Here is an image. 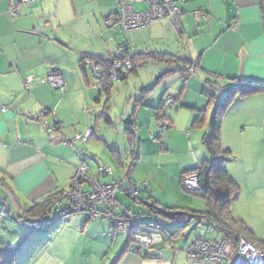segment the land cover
Listing matches in <instances>:
<instances>
[{"label":"crops","instance_id":"obj_1","mask_svg":"<svg viewBox=\"0 0 264 264\" xmlns=\"http://www.w3.org/2000/svg\"><path fill=\"white\" fill-rule=\"evenodd\" d=\"M18 1L0 0V201L4 195L7 198L4 200V207L11 201L17 212L16 217H11L14 223L27 228L17 217L26 215L34 205L50 196L66 192L84 156L89 155L95 159L94 155L86 153L88 145L85 142H75L72 145L64 142L93 128L92 120L96 123L97 132L98 121L106 122V115L110 118L109 111L106 112L108 114L104 113L102 99L98 101V97L96 102L101 109L95 115L91 112L94 97L90 91L98 88L105 91L103 84L107 73L105 74L103 64L99 63L95 70L83 64L81 59L87 54L107 57L120 51L122 46L128 47L131 55H168L169 63L151 59L154 64L164 68L155 77L156 82L148 93L142 89L143 97L140 99H143V103L138 108H151L158 121L154 107L163 103L169 91L166 87L163 93L156 95L158 98L148 100V97L157 87L165 84L168 78L176 77L175 81H171L177 82L176 86H182L175 96L182 102L181 107L192 111L189 122L194 121L197 110H205L201 128H205L206 132L212 115L225 106L220 135L236 137L234 144L240 145L245 162L251 157L252 149H258L254 146L257 141H253H264V0H172L177 7L176 12L170 11L165 19L152 23L148 29L127 33L123 41L119 39L120 32L126 33L121 30L118 22L111 28L104 24L106 18L119 11L115 0H93L92 11L89 12L91 17L85 19L76 15V11L75 21L72 23L60 20L65 12L59 10L56 0H42L32 6H22L19 17L13 19L9 10ZM146 5L141 7L147 10ZM109 36H112L113 43L108 40ZM51 66L52 72L61 74L69 86L67 93L63 94L49 84ZM191 66L195 67L188 75ZM136 67L139 65L136 64ZM169 70L173 72L166 75ZM134 73H138V69ZM28 77L34 79L29 82L28 87H24L23 80ZM91 85L93 89H90ZM247 86L255 89L246 91ZM4 108L7 110L4 111ZM138 108H134L131 113L135 124ZM43 110L55 112L62 125L61 132L49 135L46 130L43 131L40 123V113ZM141 111L142 109L140 113ZM160 114L167 116L163 109ZM78 115L81 116L80 119ZM46 118L49 122L54 119L53 115ZM66 122L73 126L71 131ZM91 140H101L108 144L102 135ZM224 146L233 156L234 146L227 143ZM112 150L118 149L112 147L110 151L113 153ZM118 152L121 156L119 150ZM113 158L116 159L114 153ZM233 160L234 158L226 163V168L229 169L228 163ZM202 161H195L193 158L185 163L183 172L195 168ZM168 207L184 211L193 209L189 203H177ZM207 207L206 203L204 210ZM66 219L63 228L60 229L61 225L57 226L58 231L60 229L58 236L56 237L57 231L52 233L55 234L52 239V247L55 249L52 257L41 264H71V252L65 248L67 234L74 236L78 228L106 231V225L102 229L95 228L96 222L89 224L87 217L75 215ZM56 222L59 223L58 220ZM208 228L214 230L212 227ZM51 229L52 227L48 230L52 232ZM31 233L43 237L44 230ZM216 233L219 237L214 241L218 242L222 235ZM108 236L110 237L109 230ZM131 247L129 238L121 247L120 244L115 247L102 244L95 254H85L88 262L85 264H195L188 259L186 247L177 246L175 241L172 246L164 245L161 260L133 253L130 251ZM0 248L12 250L7 241L1 243ZM229 249L234 250L232 245ZM107 255L109 257L106 261ZM31 257L16 259L13 250V258L7 256L4 259L5 264H37L36 259Z\"/></svg>","mask_w":264,"mask_h":264},{"label":"rangeland","instance_id":"obj_2","mask_svg":"<svg viewBox=\"0 0 264 264\" xmlns=\"http://www.w3.org/2000/svg\"><path fill=\"white\" fill-rule=\"evenodd\" d=\"M56 1L59 10L61 9L65 12L64 17L60 18V20H64V22H74L76 11V15L83 16L85 19L91 17L89 12L92 11L93 0ZM142 5L144 4H135V7L137 10L140 9V11L146 10L142 8ZM146 6H148V4ZM146 6H144V8ZM18 17L19 16L16 18ZM108 28L111 27L108 26ZM115 28L118 27L116 26ZM120 28H122V26ZM121 30L126 33L125 35L120 32L119 39L123 41V37H126L129 32L125 31L123 28ZM116 31L117 30H115V33ZM111 37L112 36H109V41H112ZM111 43H113V41ZM120 49L126 50L125 47L122 46ZM138 65V73H133L124 79L119 78L113 82L110 102H108V99L106 98L105 93L102 92L101 88L94 90L92 85L90 87V89H93L90 92L94 97L91 112L94 113V115L99 113L101 108L99 103L96 102V98L98 97V99H102L101 103L103 107L110 106L109 116L112 123L108 125L105 121H98L97 136L102 135L108 144H104L101 140L98 141L91 139L84 143L88 145L86 153L94 155L95 157V159H93L89 155L84 156V159L89 164V173L94 175H92V177H98L100 166L106 168L111 167L113 173L100 176L101 183L121 181L122 186H130V180L125 176L128 169L132 167L130 174L132 180L138 185L149 184V191L142 193L140 197L142 202L149 203L148 199L151 195L163 206L175 205L177 203L179 205H186L189 203L193 207L192 210L204 211L206 201L200 196L184 191L180 184V177L185 163L193 160V158L195 161H202L208 156L202 142L203 134L206 129L191 128L193 120L189 122V114L192 111L188 108L181 107L182 102L178 101L176 99L177 96H175L179 93L182 86V84L176 86L177 82L171 81H175L174 78L176 77L168 78L166 81L167 84L166 82L165 84H161L155 91L151 92V95L148 97V100L149 98H158L156 95L160 94V92L163 93L167 87L169 94H167L166 98L172 97L174 103L172 105H166L164 103L163 110L167 115L164 118L173 119V127L170 129L167 127L163 128L162 139L158 138L157 136L161 133H159L158 121L154 118L152 109L148 107L138 108V118L134 128L136 133L134 138V149L136 151L135 155L131 153L132 146L130 144L129 135L125 130L127 125L124 123V120L131 115L136 104L139 105L138 100L142 97V89H145V93H148L156 82L155 77L157 74L160 75V70L164 68L162 65L154 64L152 60L148 63L145 61L138 62ZM68 91L69 86L65 92H60L65 94ZM165 100L166 99H164V102ZM74 101L76 104L77 99ZM141 109L142 111L140 113ZM213 109L214 106L210 110L208 119H210ZM40 117L42 127L49 124L52 126L56 123V120L54 119H51L50 122L47 121L46 116H44L42 112L40 113ZM78 118L80 119L81 116L78 115ZM95 124V121L92 120V126L94 129ZM66 125L70 131L73 129L70 122H66ZM44 130L45 129H43V131ZM230 135H233V133ZM234 138L236 137L229 136V134L226 136L224 134L221 135L223 146L224 143H227L233 145L235 148V150L231 149L234 151V153H232L234 160L228 163L230 170L228 167L227 170H229L230 174L236 179L240 188V196L231 205L232 214L236 219L243 220L252 232L246 236L247 238L249 237L248 239L251 240V243L253 242L254 245L264 246V141H262V139L259 141H253H257L254 146H257L258 149L257 151L252 149L250 152L251 157L245 162V156L243 155L242 149L240 145L236 146L234 144ZM239 138L240 140L242 139L241 136H239ZM112 147L120 151L122 165H119L116 159L113 158V153L110 151ZM139 149L140 152L138 151ZM135 158L136 161H134ZM133 161L134 165H132ZM191 165L194 164L192 163ZM117 197L120 208L131 209L132 213L136 215L150 213L148 207L144 203H135L131 198L127 197L122 187ZM4 199H7L5 195L2 202L0 201V244L6 241L9 242L12 250L15 252L16 259L19 260L32 256L31 258L36 259L37 264H41L45 262V259H50L52 257V251L55 250L52 247V239L55 234L52 235V233L57 231V237L59 234L58 232L64 227L67 219H59V223L53 224L51 229L52 232H50V230H44L43 237L36 236L31 233V231L35 230H31L28 227L25 228L23 225L20 226L12 221L11 217H16L17 212L12 207L11 201H8L10 203L4 207ZM62 204H68L67 200L65 199ZM10 209L12 212H9ZM116 211L119 213L120 209ZM75 215L87 217L86 212H78ZM139 217L141 218V216ZM157 217L158 219H161V216ZM142 221L145 223L148 222L145 218H143ZM90 222H96L95 228L100 227L102 229L103 225H106V231L98 232L95 231V229L92 231L87 227L85 230L78 228L74 236L67 234L65 248L71 252V264L88 263L86 260L87 257H85L87 252L95 254L97 248L102 244H109L111 247L112 245L115 247L120 244L121 247V245H124L128 239V234L124 230H118L111 227L112 221L108 218L97 217L94 220H90L89 224ZM177 224L178 223L172 224L166 221H160L161 227L165 228L168 232L174 231ZM59 225L61 226L58 231L57 226ZM75 225L76 224L74 223L73 226ZM108 230L110 231V237L108 236ZM113 233L117 236L115 237ZM198 235L203 236L210 241H214L219 237L214 230L208 228L203 223L200 224L198 221H193L187 223L185 230L173 241H175L177 246L181 245L182 247H186L187 250ZM163 245L172 246L173 243H165ZM2 249L3 248H0V251ZM108 257L109 255L106 256V261ZM113 260L114 259H112V261Z\"/></svg>","mask_w":264,"mask_h":264},{"label":"trees","instance_id":"obj_3","mask_svg":"<svg viewBox=\"0 0 264 264\" xmlns=\"http://www.w3.org/2000/svg\"><path fill=\"white\" fill-rule=\"evenodd\" d=\"M20 1L21 0H19L16 4L21 5ZM39 1H42V0H37L32 5H34L35 3L39 2ZM116 2H117V0H116ZM22 6H24V5H22ZM117 7L119 9L118 13L113 15V16L106 18L104 21L105 24L109 27L114 26L115 22L119 23L118 16H119V12H120V7L118 6V4H117ZM21 9H22V7H21ZM20 14H21V11L18 14V16ZM13 18H16V17H13ZM125 49L126 50H123V51L128 54V59L130 60V63L128 65L122 67L119 70V72L117 73L118 79L119 78L124 79L128 74L134 73L137 70L136 64H138V62L145 61L146 63H148L151 59H153L154 61L162 62V63H169V61H170L169 60L170 58H168V55H165V54L140 53V54H134V55L132 54L131 55L129 52V48L126 47ZM0 50L2 53L1 47H0ZM120 51H121V49H120ZM111 57H112L111 54L107 57H100V56L87 54V55L83 56L81 59L82 63L85 64L87 67H89L91 70L97 69L99 63L103 64V66H105L104 68L106 69L105 74L107 73V78H106V82L103 84V86L105 89L104 92H105L106 98L108 99V102H110V98H111L110 95H111L112 84H113V82L118 80V79H113L112 75H111L112 65H110V63H109V59H111ZM194 67L195 66H191L189 68L190 71H189L188 75H190L192 73V70L194 69ZM50 70H51V72L48 75V82L52 86V83L50 82V75H52L53 73H56V72H54V71L52 72V66H51ZM172 72H173V70H169L166 73V75H168ZM59 75L61 76V74H59ZM33 79H34V77H28L25 80H23L24 87H28L29 82L32 81ZM64 83L66 84L65 81H64ZM66 86L67 87L65 90H62V89H58V90L65 92L68 89L67 84H66ZM247 87H248V89L246 91H249V90L251 91L252 89H255V88L250 89L249 86H247ZM55 89H57V88H55ZM176 99H179V98H176ZM142 100L143 99H139L138 103L139 104L143 103ZM98 101H99V99H98ZM138 106L139 105H137L135 107V109L138 108ZM163 106H164V101L161 105L154 107V110L156 113V118L158 120L164 119L168 123L166 125V127L168 129H170L173 127V121L171 119H168V118L165 119L164 118L165 116L160 114V111H161V109H163ZM103 108H104V113L108 114L106 112L109 111L110 106L108 105V106H105ZM224 108H225V106L220 109L221 111H217L216 113H214L212 115V118L210 120V127L203 135L202 142H203V146L205 147V149L207 151L208 156L202 161V163L200 165L196 166L195 168H191V169L184 171L182 173V176L180 179L182 189L184 191H186L187 193H192L194 195L202 197L207 203V206H208L207 209L204 211L179 210V208H172V207L161 205L160 202H158L151 195L149 196L148 201H149V203L152 204L153 209L156 207H163V208L168 209V210L183 211V212L191 213V214L195 215V221H198L200 224L205 223L206 226L212 227L216 232H218L220 235H222L223 238L227 239L229 241L230 245H232V247L235 249V248H237L238 243H239L240 239H242V238L251 242V240L248 239L249 237L247 238L246 236L249 233L251 234L252 232L249 230V228L247 227L246 223L243 220L236 219L233 216L232 210H231L232 203L234 201H236L240 196V194H239L240 188H239L237 181L231 176V174L228 172V170L226 168V163L228 161L232 160L233 156L231 155L230 150L225 149L222 146L220 130H221V125H222V111ZM5 110H7V108H4V111ZM197 111L198 112H197L196 118L194 119V121L192 123V128H201L203 126V123H204L205 110H197ZM42 114L44 116H48V115L52 116L53 115L54 120H56L55 125L51 126V124H49V125L43 126L49 135H52L54 133L62 131L61 122L57 120L55 112L52 113V110L51 111L50 110H43ZM131 117H132L134 124L132 126H126L125 130H126V133L129 135L130 144L132 146V154L135 155L136 150H134V138L136 136V133H135L134 128H135L136 124H135V120H134V117L132 114H131ZM39 119H40V117H39ZM106 122L109 124L112 122V121H110V118L107 115H106ZM90 129L92 130L93 135L87 141H89L90 139H96L98 137L95 129L89 128L88 131ZM85 134H83V135H85ZM162 134H163V132L161 134H159L157 137L162 139ZM77 135H82V134H77ZM75 137L72 139H69V140H65L64 142L66 144L69 143L68 145H70V144L72 145L75 142H87V141H81V140L76 141ZM112 151L116 156L117 162H119L122 165L121 156L119 155L118 150H112ZM82 160H84V158ZM134 161H136V158L134 159ZM134 161H133L132 165H134ZM131 169H132V167H130L128 169V172L126 173V176H125V177L129 178L130 186L129 185L122 186L121 181L117 182V183H120V188L116 192V200L118 201L117 195L119 194V191L122 187L123 191L125 192V195L127 197L131 198L135 203H142L143 204L144 202L141 201L140 197H141L142 193L149 191V184L148 183L143 184L141 192L137 196H132L131 194H129L128 190L131 187H133L135 184H137L130 177ZM192 172H196L198 174V184H199V188L201 190V193L192 192V191L188 190L184 185L185 177L187 176V174L192 173ZM88 174H89V169H88ZM90 189L91 188L88 186V184H85L84 191L89 192ZM64 193L65 192L57 193V194L50 196L49 198L44 200L42 203L34 205L31 208V210H28V212H26L27 213L26 215L18 216L17 219L20 220L24 225L28 226L31 230H35V231H41L42 229L48 230L53 226V224L57 223L56 220L66 218V217H72L78 212H86L88 220H91V214L88 212L87 209L86 210L75 209L70 203L55 205L59 196L64 194ZM95 209H102V208L100 206V207H95ZM153 209L148 208L150 213L145 214V215L144 214L136 215V214L132 213L131 209H125V210L128 213L132 214L135 217V219H137L140 222L141 227L139 229L141 232H144L146 234L164 233L165 235L167 234V236L173 241L178 235H180L185 230V228L187 226V219H186L185 215L180 216V217H176L174 220H169L163 215L154 214ZM139 216H141L142 219L143 218L147 219L148 222H146V223L143 222ZM157 216H161V219H158ZM160 221H166L168 223H172V224L178 223V224L176 225V228L174 229V231L168 232L165 228L161 227ZM33 222H38L40 224L39 227L38 228L34 227ZM111 224H112V227L115 228L113 221ZM198 236H200V235H198ZM128 238L131 241V238L130 237H128ZM256 246L258 248L264 250V246H262V245H256ZM163 247H164V245L160 246V248L162 250H163ZM7 256H10L13 258V250L8 249V248L2 249L0 251V264H5L6 260L4 258Z\"/></svg>","mask_w":264,"mask_h":264},{"label":"built area","instance_id":"obj_4","mask_svg":"<svg viewBox=\"0 0 264 264\" xmlns=\"http://www.w3.org/2000/svg\"><path fill=\"white\" fill-rule=\"evenodd\" d=\"M35 1L37 0H21V5L16 4L10 8L9 12L11 16L17 17L22 5L31 6ZM136 3L148 4V9L145 11L136 10ZM117 4L120 7L118 21L127 32L148 29L152 23L165 19L170 11H177V7L172 0H117ZM111 56V59H109V63L112 65L111 75L113 79H118L117 73L122 67L128 65L130 60L128 59V54L123 50L115 51ZM50 82L57 89L65 90L67 87L63 78L58 73L50 75ZM164 103L172 105L174 99L167 97ZM167 124L165 120L161 119L158 121L159 133L163 132V128ZM92 135L93 132L90 129L85 135H77L75 140L87 141ZM88 169V162L85 159L81 160L76 174L71 180L69 190L59 196L55 205L62 204L66 199L75 209H87L91 214V220L97 217L108 218L113 221L116 229L124 230L131 238V252L140 253L145 257L155 260H161L163 258V250L160 246L165 243L172 244L173 241L164 233L146 234L141 232L139 229L141 227L140 222L132 214L128 213L125 208H120V204L116 200V192L120 188V183L101 184L98 181L100 176L113 173L110 167L100 166L98 177L90 176ZM85 184H88L91 188L89 192L84 191ZM184 185L192 192L201 193L196 172L187 174L184 179ZM142 187L143 184H135L128 190V193L132 196H137L141 192ZM100 206L102 209H95V207ZM119 209L120 212L117 213L116 210ZM33 225L38 228L40 224L33 222ZM229 247L230 243L225 238L215 242L203 236H198L187 248L186 254L188 259L195 264L203 262H210L212 264H264V251L244 238L240 239L237 248L233 251Z\"/></svg>","mask_w":264,"mask_h":264},{"label":"water","instance_id":"obj_5","mask_svg":"<svg viewBox=\"0 0 264 264\" xmlns=\"http://www.w3.org/2000/svg\"><path fill=\"white\" fill-rule=\"evenodd\" d=\"M124 123L127 126H132L134 124L131 115H129L125 120ZM149 209H153L152 204L151 203H146L145 204ZM153 213L154 214H159V215H163L165 216L167 219L169 220H174L176 217H180V216H186L187 217V223L193 222L195 221V215L191 214V213H186L183 211H177V210H168L165 209L163 207H156L153 209Z\"/></svg>","mask_w":264,"mask_h":264},{"label":"clouds","instance_id":"obj_6","mask_svg":"<svg viewBox=\"0 0 264 264\" xmlns=\"http://www.w3.org/2000/svg\"><path fill=\"white\" fill-rule=\"evenodd\" d=\"M165 99H166V98H165ZM160 120H161V119H160ZM160 120H158V121H160ZM162 120H164V119H162ZM128 237H129V236H128ZM222 238H223V237H222ZM222 238H221V239H222Z\"/></svg>","mask_w":264,"mask_h":264}]
</instances>
